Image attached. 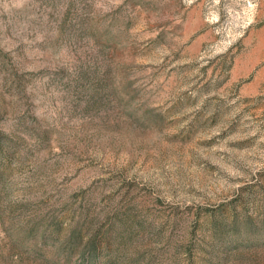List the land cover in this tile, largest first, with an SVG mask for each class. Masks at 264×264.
<instances>
[{"label": "rangeland", "instance_id": "374dc122", "mask_svg": "<svg viewBox=\"0 0 264 264\" xmlns=\"http://www.w3.org/2000/svg\"><path fill=\"white\" fill-rule=\"evenodd\" d=\"M0 264H264V0H0Z\"/></svg>", "mask_w": 264, "mask_h": 264}]
</instances>
